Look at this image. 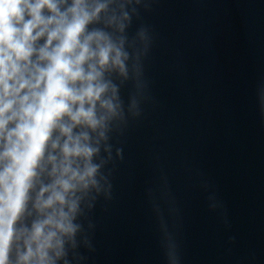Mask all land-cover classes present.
Masks as SVG:
<instances>
[{"label":"clouds","instance_id":"clouds-1","mask_svg":"<svg viewBox=\"0 0 264 264\" xmlns=\"http://www.w3.org/2000/svg\"><path fill=\"white\" fill-rule=\"evenodd\" d=\"M147 0H0V264H81L89 214L112 197L113 137L142 115ZM131 83L127 101L121 89ZM264 107V90L260 92ZM115 153V155H114ZM166 264H179L160 202Z\"/></svg>","mask_w":264,"mask_h":264},{"label":"water","instance_id":"water-1","mask_svg":"<svg viewBox=\"0 0 264 264\" xmlns=\"http://www.w3.org/2000/svg\"><path fill=\"white\" fill-rule=\"evenodd\" d=\"M142 115L113 137L112 184L264 175V0H147ZM131 83L121 89L127 101ZM115 155V153H114Z\"/></svg>","mask_w":264,"mask_h":264}]
</instances>
